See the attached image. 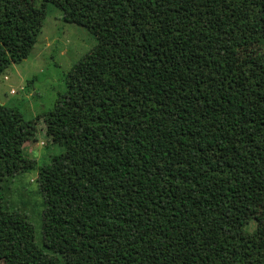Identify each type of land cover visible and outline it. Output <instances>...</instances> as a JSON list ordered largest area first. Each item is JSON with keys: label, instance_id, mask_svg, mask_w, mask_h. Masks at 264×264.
<instances>
[{"label": "trees", "instance_id": "16d2710c", "mask_svg": "<svg viewBox=\"0 0 264 264\" xmlns=\"http://www.w3.org/2000/svg\"><path fill=\"white\" fill-rule=\"evenodd\" d=\"M0 0V73L27 57L47 4L97 44L65 75L43 133L0 103L2 264H264V0ZM39 117V116H38ZM36 169L41 242L8 203Z\"/></svg>", "mask_w": 264, "mask_h": 264}, {"label": "rangeland", "instance_id": "374dc122", "mask_svg": "<svg viewBox=\"0 0 264 264\" xmlns=\"http://www.w3.org/2000/svg\"><path fill=\"white\" fill-rule=\"evenodd\" d=\"M96 44V38L85 27L63 21L62 12L47 4L42 26L27 57L11 63L0 73V103L18 111L23 118L35 121L37 133L34 139L24 142L23 152L36 161L37 167L62 150L48 142L41 115L50 110L64 92L69 68ZM237 58L253 66H263L264 43L241 48ZM35 178L36 169L14 177L8 184L6 200L27 214L34 239L40 243L43 206Z\"/></svg>", "mask_w": 264, "mask_h": 264}]
</instances>
